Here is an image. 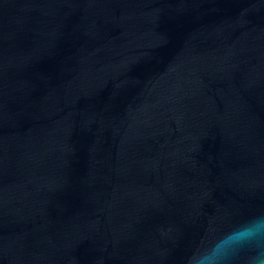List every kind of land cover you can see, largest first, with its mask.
I'll list each match as a JSON object with an SVG mask.
<instances>
[{
	"label": "water",
	"instance_id": "water-1",
	"mask_svg": "<svg viewBox=\"0 0 264 264\" xmlns=\"http://www.w3.org/2000/svg\"><path fill=\"white\" fill-rule=\"evenodd\" d=\"M260 213L264 0H0V264H186Z\"/></svg>",
	"mask_w": 264,
	"mask_h": 264
},
{
	"label": "clouds",
	"instance_id": "clouds-1",
	"mask_svg": "<svg viewBox=\"0 0 264 264\" xmlns=\"http://www.w3.org/2000/svg\"><path fill=\"white\" fill-rule=\"evenodd\" d=\"M264 264V213L234 225L217 239L197 245L186 264Z\"/></svg>",
	"mask_w": 264,
	"mask_h": 264
}]
</instances>
